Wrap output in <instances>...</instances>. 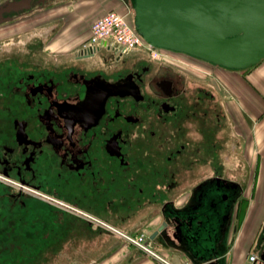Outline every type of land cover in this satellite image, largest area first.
<instances>
[{
    "label": "flooded vegetation",
    "instance_id": "obj_1",
    "mask_svg": "<svg viewBox=\"0 0 264 264\" xmlns=\"http://www.w3.org/2000/svg\"><path fill=\"white\" fill-rule=\"evenodd\" d=\"M65 1L0 0V264H72L81 234L141 236L199 264H233L232 237L248 234L241 264H264V211L250 214L217 76L86 35L50 50L59 20L3 31Z\"/></svg>",
    "mask_w": 264,
    "mask_h": 264
},
{
    "label": "water",
    "instance_id": "obj_2",
    "mask_svg": "<svg viewBox=\"0 0 264 264\" xmlns=\"http://www.w3.org/2000/svg\"><path fill=\"white\" fill-rule=\"evenodd\" d=\"M133 24L152 46L228 69L264 58V0H133Z\"/></svg>",
    "mask_w": 264,
    "mask_h": 264
},
{
    "label": "crops",
    "instance_id": "obj_3",
    "mask_svg": "<svg viewBox=\"0 0 264 264\" xmlns=\"http://www.w3.org/2000/svg\"><path fill=\"white\" fill-rule=\"evenodd\" d=\"M60 27L58 40L49 45L50 50L69 48L80 39V31H75L70 23L64 25L63 22ZM218 67L216 76L224 100V111L240 140V153L249 163L250 179L246 197L251 213H248L258 217L264 211V58L244 69ZM158 221L157 216L149 225L153 227ZM108 237L99 236L94 239L81 234L80 245L83 248H76L79 257L72 264H164L160 258L171 264H199L180 251L158 249L154 251L158 258L139 247L115 245L112 237ZM232 238L235 241L234 247L240 240L243 248L247 246L250 236L236 235ZM103 241L105 244H99Z\"/></svg>",
    "mask_w": 264,
    "mask_h": 264
},
{
    "label": "rangeland",
    "instance_id": "obj_4",
    "mask_svg": "<svg viewBox=\"0 0 264 264\" xmlns=\"http://www.w3.org/2000/svg\"><path fill=\"white\" fill-rule=\"evenodd\" d=\"M108 11H116L120 14H124L126 16V18L131 22H133L134 19V10L132 8V6H128L126 7L120 0H67L65 2H63L62 4L51 8L50 10H47L45 12H43L42 14H37L35 17L36 18H32V19H28V20H22L19 23L13 25L12 27L3 29V31H14V30H23L26 28V25H28L29 23H31V20L34 21V19L36 20H48V21H54V20H59L61 21V23L64 22V25H67L70 23L71 26H73L75 28V31H80L79 33V37L82 38L85 35L89 36V27L91 25V23L98 18L99 16H101L102 14L108 12ZM57 37V36H55ZM159 55L163 56V58H166L168 60L170 59H174L177 60L176 58H180L182 59L184 62H182V64L186 67V68H190L192 71H197L200 73H204L202 71H199L198 68H202L205 67L206 70H208V73L211 75H217V70L219 69L218 66L216 65H212L210 63H205L199 60H196L195 58H189V57H185L182 56L180 54H175V52H170L169 49H161L159 51ZM175 57H173V56ZM185 58V59H184ZM186 59H190V61H185ZM205 74V73H204ZM247 161V160H246ZM249 164V163H248ZM261 215V213L259 214V216ZM245 222L242 223L241 225V229L245 226ZM242 234H244V232H241ZM243 236V235H242ZM138 239V237H134L133 239ZM245 242V241H244ZM243 243V242H242ZM113 244L115 245H123V246H135V247H139L137 245V243H135L133 240L129 239L126 236H117L113 238ZM240 240H238L237 242V246H235L234 248H231V252L228 254V258H230V261L233 262V264H241L245 253L249 250V248H247V246L243 247V245H240ZM244 244V243H243ZM56 250V252L59 250L62 251V248H54ZM61 249V250H60ZM67 251V248H65ZM130 249H136V248H130ZM115 250V248H114ZM116 254L113 255V257ZM119 255V254H118ZM151 255V254H150ZM36 255H34L35 257ZM120 256V255H119ZM118 256V257H119ZM153 256V255H152ZM116 257V256H115ZM114 257V258H115ZM154 257H158L154 256ZM43 258V262L45 260H49V263L47 264H55L56 260L59 259L58 257L56 258L55 256L53 257V255L49 256L47 258V256L44 257V255L40 258ZM160 258V257H158ZM72 259V254L68 253V257H65V261L71 260ZM164 264H171L170 262H168L167 260L160 258ZM39 263V262H34L36 264H44V263ZM55 262V263H54Z\"/></svg>",
    "mask_w": 264,
    "mask_h": 264
},
{
    "label": "built area",
    "instance_id": "obj_5",
    "mask_svg": "<svg viewBox=\"0 0 264 264\" xmlns=\"http://www.w3.org/2000/svg\"><path fill=\"white\" fill-rule=\"evenodd\" d=\"M112 40L125 48H144L152 57L159 56V47L150 45L135 29L133 22L129 21L124 14L116 11H108L96 18L89 27V36L87 43L99 40ZM141 249L147 253L157 256V254L140 244L138 239H133Z\"/></svg>",
    "mask_w": 264,
    "mask_h": 264
},
{
    "label": "bare ground",
    "instance_id": "obj_6",
    "mask_svg": "<svg viewBox=\"0 0 264 264\" xmlns=\"http://www.w3.org/2000/svg\"><path fill=\"white\" fill-rule=\"evenodd\" d=\"M161 49H164V48H160V50H161Z\"/></svg>",
    "mask_w": 264,
    "mask_h": 264
}]
</instances>
